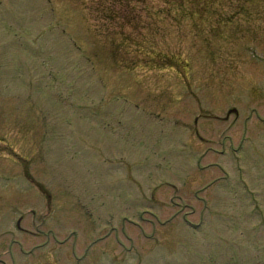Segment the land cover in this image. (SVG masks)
Masks as SVG:
<instances>
[{"label": "rangeland", "instance_id": "1", "mask_svg": "<svg viewBox=\"0 0 264 264\" xmlns=\"http://www.w3.org/2000/svg\"><path fill=\"white\" fill-rule=\"evenodd\" d=\"M215 1L0 0V264H264V0Z\"/></svg>", "mask_w": 264, "mask_h": 264}, {"label": "trees", "instance_id": "2", "mask_svg": "<svg viewBox=\"0 0 264 264\" xmlns=\"http://www.w3.org/2000/svg\"><path fill=\"white\" fill-rule=\"evenodd\" d=\"M159 1L163 2V4L166 6L167 11L155 12V14H157V13H159V14L165 13L166 15H170V14L175 15L176 14L177 20L181 23H182V20H185V16H187L186 19L188 17H191L190 11L187 10V8L191 6V2L192 3L197 2L198 4L202 3L201 7H203L204 1L209 2V0H159ZM216 1H218V0H216ZM109 7H110V5H109ZM183 7L186 9H183ZM116 13L118 14L119 12L117 11ZM122 24L119 25L117 23V27L115 28L116 30L114 31V35L117 37H119V36L125 37V33L123 31L124 26ZM125 25H127V21L125 22ZM142 28H144V27L142 26ZM154 35L156 36L157 34H154ZM130 64H135V63L132 62V60L126 61L124 64V67L125 66L127 67V65H130ZM146 64H147V66H150L149 61L145 62V65Z\"/></svg>", "mask_w": 264, "mask_h": 264}, {"label": "flooded vegetation", "instance_id": "3", "mask_svg": "<svg viewBox=\"0 0 264 264\" xmlns=\"http://www.w3.org/2000/svg\"><path fill=\"white\" fill-rule=\"evenodd\" d=\"M253 132H254V131H253ZM253 132H252V133H253ZM259 134H260V133H258V135H257V136H254V137H258ZM196 135H197V134H196ZM253 135H255V132L253 133ZM241 137H242V136H239L238 140L234 142V138H236V135H233L232 137H228V136H226V137H225V138L227 139L226 141H229L230 144H231V146H230V149H229L228 152H227V151H223V152H220V154L223 155V156H227V157H231V158H232V156H233L234 154L239 153L241 147H240V148H237V147L234 146V144H235V143H238V142L241 140ZM253 144L257 145L258 148L264 150V148H263V146H262L263 144H262V145H260V144H258V143H253ZM243 152H244V150H243ZM254 152H255V151H254ZM231 158H228V159H231ZM232 159H233V158H232ZM232 161H233V160H232ZM237 163H239V162H237ZM242 163H243V162H242ZM242 163H239V164L242 165ZM238 168H239L238 170H237V169H233V173L230 174V175L233 176V177H237V178H239L240 175H241V176H244V175H243V168H242V167H238ZM226 169H227V168H226ZM226 175L229 176L228 173H226ZM258 177H260V176L257 175L255 178L258 179ZM258 181H259V179H258ZM238 182H240V181H238ZM17 227H18L19 230L21 229V228H20V224H17Z\"/></svg>", "mask_w": 264, "mask_h": 264}]
</instances>
